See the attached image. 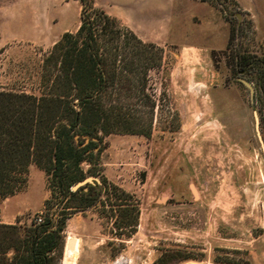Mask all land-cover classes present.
Listing matches in <instances>:
<instances>
[{"label":"rangeland","instance_id":"rangeland-1","mask_svg":"<svg viewBox=\"0 0 264 264\" xmlns=\"http://www.w3.org/2000/svg\"><path fill=\"white\" fill-rule=\"evenodd\" d=\"M47 1L0 0V90L36 93L42 55L79 24V0ZM92 1L163 48L151 77L177 115L162 102L149 136L103 138L99 173L132 194L135 225L129 232L107 217L108 206L78 211L66 221L62 257L71 233L75 264H264L262 79L232 55L238 48L264 60V21L236 0ZM47 195L44 172L31 164L23 189L0 198V221H38Z\"/></svg>","mask_w":264,"mask_h":264},{"label":"trees","instance_id":"trees-1","mask_svg":"<svg viewBox=\"0 0 264 264\" xmlns=\"http://www.w3.org/2000/svg\"><path fill=\"white\" fill-rule=\"evenodd\" d=\"M79 2L76 30L63 32L42 55L37 92L0 90V198L23 189L31 164L44 172L48 192L40 220L0 221V264H59L67 219L92 206H108L105 215L131 232L137 205L126 202L132 194L99 173L103 138L149 136L162 102L177 115L166 90L157 95L151 77L163 66V48L142 40L92 0ZM248 28L240 24L237 31L243 35ZM232 55L235 66L258 68L264 98V60L238 48ZM87 176L94 179L72 188Z\"/></svg>","mask_w":264,"mask_h":264},{"label":"crops","instance_id":"crops-1","mask_svg":"<svg viewBox=\"0 0 264 264\" xmlns=\"http://www.w3.org/2000/svg\"><path fill=\"white\" fill-rule=\"evenodd\" d=\"M34 1H40V0H24V2L22 3L27 5L33 3ZM43 2L49 4L51 1L43 0ZM236 2H238L243 7L244 10L250 11L253 18L256 21L258 22L264 21V0H236ZM76 28L73 31H75ZM65 31H69V30L64 29L62 33Z\"/></svg>","mask_w":264,"mask_h":264},{"label":"bare ground","instance_id":"bare-ground-1","mask_svg":"<svg viewBox=\"0 0 264 264\" xmlns=\"http://www.w3.org/2000/svg\"><path fill=\"white\" fill-rule=\"evenodd\" d=\"M67 239H70L71 244L66 247L63 257L61 259V264H75L77 259V249L79 246V239L73 234L67 235Z\"/></svg>","mask_w":264,"mask_h":264},{"label":"water","instance_id":"water-1","mask_svg":"<svg viewBox=\"0 0 264 264\" xmlns=\"http://www.w3.org/2000/svg\"><path fill=\"white\" fill-rule=\"evenodd\" d=\"M239 80H240L244 85H246V86L248 87V89L250 90V92L253 91L252 85H251L246 79H244V78H240ZM86 139H87V138H86ZM91 179H92V177H86L85 179H83V180L77 182L72 188H77L78 186H80V185L86 183L87 181H91ZM70 244H71L70 239H67V238H66L65 248H66V247H69ZM185 264H199V263H192V262H190V263H185Z\"/></svg>","mask_w":264,"mask_h":264},{"label":"built area","instance_id":"built-area-1","mask_svg":"<svg viewBox=\"0 0 264 264\" xmlns=\"http://www.w3.org/2000/svg\"><path fill=\"white\" fill-rule=\"evenodd\" d=\"M38 220H40V219H38Z\"/></svg>","mask_w":264,"mask_h":264}]
</instances>
